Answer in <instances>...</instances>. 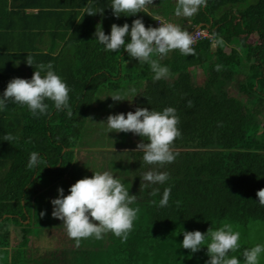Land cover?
<instances>
[{"label": "trees", "instance_id": "trees-1", "mask_svg": "<svg viewBox=\"0 0 264 264\" xmlns=\"http://www.w3.org/2000/svg\"><path fill=\"white\" fill-rule=\"evenodd\" d=\"M176 1L153 0L142 13L117 18L112 0H82L75 15L84 10L82 16L89 27L81 40L66 41L58 55L32 53L34 64L29 66L26 54L0 53V96L13 78L31 79L37 64L51 62L70 88L73 111L69 118L67 109H55L50 100L45 101L47 115L34 117L27 106L13 101L0 110V264H207L206 244L196 253L182 247L184 230L207 234L209 228L215 230L227 220L241 233L240 249L230 253L240 259L243 250L253 244L250 225L259 224L258 229L264 230V206L257 197L258 190L264 189V0H207L192 16V27L202 25L213 38L194 46L195 55L174 50L160 59L170 73L158 81L147 63L140 64L123 48L106 51L95 39L97 25L102 23L105 30V21L108 34L113 24L131 25L135 19H142L146 27H158L152 16L173 19ZM88 5L103 15H87ZM253 36L257 39L250 42ZM214 40L222 43H215L214 48ZM227 46L231 51L225 50ZM195 66L205 72L204 84L193 82ZM122 85L134 87L136 94L127 96L129 101H113L111 92ZM231 87L245 94L246 100L230 95ZM128 102L135 109L177 110L181 136L173 146L178 153L175 161L148 165L143 153L136 151L142 137L106 131L113 149L99 151L105 152L100 156L111 158L119 152L129 160L120 166L125 173L122 183L130 195H136L131 207L140 209L134 226L126 241L109 232L99 240L82 239L77 246L68 237L44 256L29 242L43 235L50 241L47 234L61 221L52 216L51 201L58 198V189L68 195L77 180L94 175L78 157L83 149L88 154L95 152L88 148L94 145L80 144L92 132L91 120L94 116L106 119L115 106L117 114L124 113ZM97 110L104 112L96 115ZM8 133L16 139L5 141ZM33 151L42 162L29 169ZM118 165L114 161L111 167ZM91 167L96 172L98 164ZM149 170L167 172L169 179L163 184L142 181ZM169 187V203L161 207L159 201ZM155 189L159 193L153 196ZM12 225L20 240L10 247ZM260 262L264 264V254Z\"/></svg>", "mask_w": 264, "mask_h": 264}, {"label": "clouds", "instance_id": "clouds-1", "mask_svg": "<svg viewBox=\"0 0 264 264\" xmlns=\"http://www.w3.org/2000/svg\"><path fill=\"white\" fill-rule=\"evenodd\" d=\"M206 2L207 0H177L174 14L176 17L191 18L201 7L206 6ZM152 4L153 0H112L111 9L119 18L121 15L135 16ZM98 13L103 15L104 12H98L91 5L86 6L87 15L95 16ZM152 17L160 21L158 17ZM201 26H193V30L202 28ZM202 29L210 34L207 29ZM94 35L106 51L116 52L123 48L140 64L147 63L154 73L153 79L157 81L166 78L170 73L169 68L160 63V59L169 52L179 50L185 56L195 55L193 44L196 33L184 30L179 24L172 22H160L159 27H146L142 19H135L131 25L113 24L110 34H105L101 23L97 25ZM129 36L130 42H126ZM217 42L222 43V40H214V43ZM26 62L33 66L34 59L30 54L27 55ZM35 69L31 79L13 78L9 81L0 96V110H5L7 102L13 101L27 106L34 117L47 115L49 105L45 101L50 100L55 109H67V115L71 118L73 111L69 104L70 88L67 83L53 70L51 62L39 63ZM216 69L220 70V66L217 65ZM135 94L136 89L133 87L116 91L110 97L113 101H129L126 97ZM188 106H192L191 101ZM179 123L180 119L174 107H166L163 111L137 107L135 112L109 115L106 120L109 133H133L142 137L136 151L143 153L144 163L160 166L174 162L178 155L173 146L175 140L181 136ZM15 139L11 133L4 137L8 142ZM41 162L39 154L33 151L27 167L32 169ZM168 179L167 172L157 170H149L142 176V181L152 184H163ZM58 192V198L51 201L52 216L63 221L67 235L76 241L77 246L82 239L94 237L99 240L103 238V234L109 232L126 241L140 211L138 207H131L136 202V195H130L121 180L109 171H96L92 177L77 180L71 185L68 195H65L63 188H59ZM158 193L159 189H155L151 194L156 196ZM170 194L171 188H165L159 201L161 207L168 205ZM257 197L259 204L264 206V189L258 190ZM183 236L182 247L192 253L198 252L202 248L201 245L206 244L210 257L207 264H242L240 258L230 255L240 249L241 233L227 220L215 230L209 228L207 234L199 230H184ZM262 254L264 244L257 243L245 248L242 252L243 264H260Z\"/></svg>", "mask_w": 264, "mask_h": 264}, {"label": "crops", "instance_id": "crops-1", "mask_svg": "<svg viewBox=\"0 0 264 264\" xmlns=\"http://www.w3.org/2000/svg\"><path fill=\"white\" fill-rule=\"evenodd\" d=\"M80 2L82 0H0V53L58 55L65 47L66 41L81 40L84 31L89 27V22L82 16L84 10H79L75 15ZM51 4H57V7ZM57 11H61V14ZM158 17L179 24L189 32L193 30L192 17ZM99 20L95 19V22ZM105 25L104 31L108 34L107 21ZM40 250L44 256H49L55 248H52L50 242L48 247Z\"/></svg>", "mask_w": 264, "mask_h": 264}, {"label": "rangeland", "instance_id": "rangeland-1", "mask_svg": "<svg viewBox=\"0 0 264 264\" xmlns=\"http://www.w3.org/2000/svg\"><path fill=\"white\" fill-rule=\"evenodd\" d=\"M257 39L256 36H253V38L250 39V42H253ZM213 47H216V44H213ZM226 51H231V47L227 46L225 48ZM193 71V82L195 84H204V82L206 81V75L205 72L203 71V69H201V67H192L191 69ZM121 89L120 90H125L127 89V86L122 85L120 86ZM119 91V90H118ZM112 92H116V91H112ZM111 92V95L113 94ZM229 94L234 96L235 98L245 101L246 100V96L245 94L241 93L237 88L235 87H231L229 89ZM110 97V96H109ZM111 98V97H110ZM122 102V101H121ZM131 102V101H130ZM130 102L126 103V108L123 111L124 113L127 114V112L132 111L135 112V107L134 105H132ZM118 107L115 106L114 110L111 111L110 115H114L117 114V109ZM100 112H104V111H96V115H100ZM110 112V111H109ZM106 119H101L100 116L97 118V116H94V118L91 120V126H92V132L86 133L84 136V141L81 142L80 144H86L89 146H93L94 147H88L90 149H93L95 152L94 153H90L88 154V152H86L84 149L80 150L78 152V157L81 161V163H85L83 168L86 170H89L92 172V175L94 174L93 172V168L91 167L93 164H98V169L97 171L103 172V171H109L113 174L114 177L118 178L121 180V182H123V179L125 178V173L123 172L124 169H122L123 164H126L129 162V160L127 159V156H125V154L123 153H119L117 152L116 156H113L111 158H106L103 154L100 156L101 153H105V152H99V151H110L112 148V143H108V138L106 134V131L108 132L107 134H110L109 131L106 129L107 125H106ZM88 130L91 131V129L89 128ZM135 137V134H134ZM133 137V138H134ZM106 139L105 141L103 139ZM112 144V145H110ZM111 154H115V153H111ZM122 159V160H121ZM119 163L117 168H113L111 167L113 162ZM92 164V165H91ZM91 165V166H90ZM53 195L50 194L49 198L52 199ZM56 224L58 226H56V228L51 229V231L47 234V237L49 238L50 241H48V239H46L43 235V238H39L38 240L33 239V237H31V240L29 242V244L33 247H39L40 249H43L44 247H48L49 243L51 242V246L52 248H55L58 245V241L62 240V241H68L69 240V236L67 235L66 229L63 226V221H59L56 222ZM260 227L259 224H256L254 226H251V236H250V242H253V244H257L259 243V241L262 239V241L264 242V230H260L258 229ZM14 225L11 226V234H10V247L15 246L18 244L20 237L17 236V234L13 231ZM253 230L254 233H253ZM254 235V238H252ZM69 237V238H68ZM252 244V243H251ZM253 244L251 245V247L253 246ZM264 244V243H262ZM243 262V259H241ZM261 264V262H260Z\"/></svg>", "mask_w": 264, "mask_h": 264}, {"label": "built area", "instance_id": "built-area-1", "mask_svg": "<svg viewBox=\"0 0 264 264\" xmlns=\"http://www.w3.org/2000/svg\"><path fill=\"white\" fill-rule=\"evenodd\" d=\"M160 22H169V21L160 19V21H157V23H156L158 27L160 25ZM190 32H192L193 34L196 33V39H195V43L193 44V46H195L199 41H201L205 37L211 36L208 32H206L202 28H196V29H194L193 31H190Z\"/></svg>", "mask_w": 264, "mask_h": 264}]
</instances>
